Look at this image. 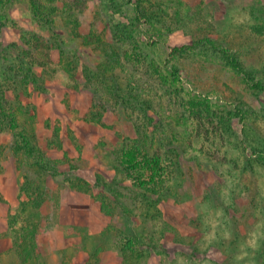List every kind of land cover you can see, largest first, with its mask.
Here are the masks:
<instances>
[{"label":"rangeland","instance_id":"obj_1","mask_svg":"<svg viewBox=\"0 0 264 264\" xmlns=\"http://www.w3.org/2000/svg\"><path fill=\"white\" fill-rule=\"evenodd\" d=\"M136 4L150 18L129 37ZM45 6L49 25L28 0H0V84L34 149L27 155L15 129L0 127V264H264V91L202 44L168 60L181 69V95L149 66L211 38L264 81V0ZM193 95L247 116L213 133L190 117ZM139 141L174 162L160 193L118 168L123 145ZM16 214L24 220L12 224ZM19 227L35 238L27 263L16 254Z\"/></svg>","mask_w":264,"mask_h":264},{"label":"trees","instance_id":"obj_2","mask_svg":"<svg viewBox=\"0 0 264 264\" xmlns=\"http://www.w3.org/2000/svg\"><path fill=\"white\" fill-rule=\"evenodd\" d=\"M31 5L32 12L35 17L46 18L45 25L52 23L51 15L55 13L54 8L47 10L45 7V0H28ZM76 1V0H73ZM79 1V0H77ZM150 16L143 7L138 4L133 6V17L131 21V27L128 28V35L136 29L140 24L147 22ZM122 37V36H121ZM207 52L217 53V56L221 59L225 66H227L232 72L241 77L242 82L252 91H264V81L261 78H257V72L249 69L244 60L242 59V53L234 50L232 47L225 46L220 41L205 38L203 41H194L193 43L182 47L169 48L167 61L164 66H160L159 63L152 60L149 63L151 72L156 75L159 84L167 89L168 92H175L181 95L183 92L181 84V69L168 60L176 57L187 55L189 52L196 51L197 48H201ZM205 55L206 52H204ZM184 105L187 106L190 117L193 118L199 125L208 122L211 131L213 133H219L229 125L230 120L234 117L244 119L247 115L239 105L235 107L234 111L215 109L211 105L210 101L202 97L201 95H193L188 97L184 101ZM9 123V124H8ZM8 124L11 126V130L15 129V133L19 137L21 147L25 149V153L31 156L34 152L31 144L30 133L25 125L19 123L13 112L8 109L4 89L0 84V127ZM19 146V145H18ZM20 148V146H19ZM159 152H152L144 142H126L120 150L119 159L117 160L118 168L123 171L136 185L146 191L152 193H160L165 187L166 171L173 165L169 160L170 158L162 156L160 149ZM166 153V152H165ZM264 157V155L262 156ZM22 214L25 218L32 217V208L23 206ZM23 216L16 214L12 216L11 223L20 220ZM24 220V219H21ZM14 242L16 245V254L22 263H27L31 252L34 250L35 238L33 231L19 227L16 230H12ZM123 252L126 250L121 247ZM35 264V263H34Z\"/></svg>","mask_w":264,"mask_h":264}]
</instances>
